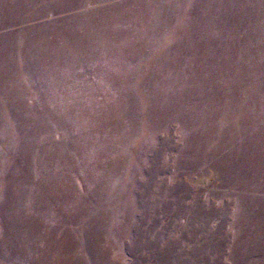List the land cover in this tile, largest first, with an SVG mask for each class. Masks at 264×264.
<instances>
[{
	"label": "rangeland",
	"instance_id": "1",
	"mask_svg": "<svg viewBox=\"0 0 264 264\" xmlns=\"http://www.w3.org/2000/svg\"><path fill=\"white\" fill-rule=\"evenodd\" d=\"M0 264H264V0H0Z\"/></svg>",
	"mask_w": 264,
	"mask_h": 264
}]
</instances>
